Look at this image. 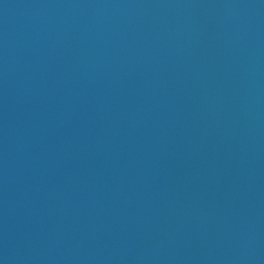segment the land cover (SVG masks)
I'll use <instances>...</instances> for the list:
<instances>
[{
    "label": "water",
    "instance_id": "obj_1",
    "mask_svg": "<svg viewBox=\"0 0 264 264\" xmlns=\"http://www.w3.org/2000/svg\"><path fill=\"white\" fill-rule=\"evenodd\" d=\"M0 264H264V0H0Z\"/></svg>",
    "mask_w": 264,
    "mask_h": 264
}]
</instances>
